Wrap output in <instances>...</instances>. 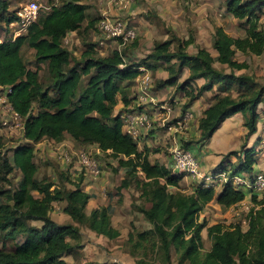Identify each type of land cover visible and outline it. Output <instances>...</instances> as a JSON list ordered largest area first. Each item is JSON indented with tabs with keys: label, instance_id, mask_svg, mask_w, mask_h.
I'll return each instance as SVG.
<instances>
[{
	"label": "trees",
	"instance_id": "obj_1",
	"mask_svg": "<svg viewBox=\"0 0 264 264\" xmlns=\"http://www.w3.org/2000/svg\"><path fill=\"white\" fill-rule=\"evenodd\" d=\"M18 8L10 11L9 0H0V32L10 31L8 26L17 20ZM226 10L236 20L245 22L246 35L235 38L218 27L212 40L217 57L207 48L190 54L188 48L194 44V37L188 40L174 37L157 43L150 54L136 63L127 62L126 48L98 57L95 44H87L77 60L64 39L81 30L88 20L87 6L80 0L52 5L48 11L40 12L25 35L0 43V87L23 121L26 141L13 150L11 158L0 157L4 181L16 169L22 175L16 188L0 191V232L8 240L21 238L12 251H0V264H67L65 257L76 248L71 242H79L81 232L77 226L60 225L51 218L55 204L62 201L66 203L64 212L77 224L87 226L99 236L119 237V231L112 226L110 207L95 209L87 215L92 196L82 188L84 175L76 172L67 177L74 186L71 190L38 178L35 145L46 138L62 143L66 137L85 147L96 146L117 161L116 170L126 171L118 193L134 182L142 190L141 198L151 206L141 211L152 229L130 234L131 240L137 238V248L157 236L158 242L152 243L157 244L166 261L171 260L174 251L181 261L190 264H264V194L251 197L253 206L246 213L245 229L233 223L207 227V222L200 218L208 204L215 201L223 208H231L246 199V189L226 184L218 192L215 187L197 184L192 193H183L184 175L152 163L147 149L140 151L139 142L124 133L120 114L114 113L119 95L129 106L128 93L141 67L155 71L162 66L169 77L159 80L158 88L177 87L187 98L185 108L205 93L213 92L199 122L200 138L193 143L209 141L221 124L237 113L244 115L248 134H255L264 86H259L251 76L236 74L246 68L236 60V54H264V30L260 27L264 0H226ZM94 23L89 21L87 28H93ZM25 46L35 51L38 63L47 64V86L40 81L37 70L27 67L22 57ZM216 63L231 72L217 68ZM186 70L187 78L179 83ZM199 80L204 82L197 87ZM235 85L246 87L247 91L234 98L230 91ZM186 149L190 150L188 145ZM259 155L255 148L242 147L228 153L220 166L226 158L237 157L234 168L221 169L253 177ZM172 188L176 191H171ZM33 222L42 225L33 226ZM205 228L212 239L207 252L203 251Z\"/></svg>",
	"mask_w": 264,
	"mask_h": 264
},
{
	"label": "rangeland",
	"instance_id": "obj_2",
	"mask_svg": "<svg viewBox=\"0 0 264 264\" xmlns=\"http://www.w3.org/2000/svg\"><path fill=\"white\" fill-rule=\"evenodd\" d=\"M27 1H37L42 5V11H48L52 5H61L67 0H55L53 2H48L47 0H9L10 11H15L21 4ZM82 1L88 9V20H94L95 23L93 28L90 29L87 26H83L81 30L69 37L70 42L66 46L77 60L80 59L87 44L98 45L100 35L97 30V24L106 8L104 0ZM142 1L144 0H136L133 4L132 9L138 7L133 11V13L136 11L135 15L130 14L132 9L113 11L114 15H118L127 21L128 25L135 28L138 32L136 43L134 42V44L126 48L125 58L130 63H136L144 59L152 47V40L153 43L158 41L156 37L147 39L139 33L136 20L140 18L138 13L140 11L139 8L142 7ZM244 26V21L236 20L232 15L228 14L226 0H172V27H165V29H172L170 38L176 37L180 40H188L190 37H194V44L188 48L190 54L197 53L199 48H207L214 57H217V52L212 46L216 29L222 27L230 36L238 38L246 35ZM260 27L264 30V13L260 16ZM0 38L11 40L13 38L11 29L7 33L1 31ZM106 43L108 45L107 48H103L98 53V57H107L117 48L110 41ZM140 43L142 50L138 52L136 48ZM134 50L138 53L133 52ZM22 57L29 69L39 72L40 81L47 86L49 83L47 64L38 63L35 58V51L28 46L23 48ZM236 60L246 65V68L243 70L236 71L237 75L245 74L251 76L259 86H264V54L257 56L250 53L237 52ZM215 66L227 73L231 72L229 68L219 63H216ZM157 75L155 78L154 76L152 77L153 94L154 91L156 92L160 89L157 86L158 81L164 80L165 77L169 76L164 70H160V73ZM187 76L188 72L186 70L179 78V83H182ZM195 85L198 87L199 84L196 83ZM162 89L165 90V88ZM246 91V87L241 89L235 85L231 89L230 94L234 98H238ZM132 93L133 89L131 90ZM210 93L205 95L207 101L210 100L208 98L209 95L211 97L213 95V92ZM2 95L3 92L0 89V98ZM131 97H133V94ZM168 98L171 99L172 96L168 95ZM258 109L262 116L261 118H264V101ZM21 123L22 120L13 119L10 114H7L6 108L0 105V157L11 158L13 150L19 145L26 143L23 137V129L18 127ZM187 145L189 143L183 142L185 148ZM168 148L170 146H167L166 149L161 148L159 144L153 145L157 161L173 172V165L171 162L169 163L171 155L169 156ZM84 150L88 151L99 162L102 171L99 178H86L82 185L83 190L92 196L86 208V213L89 215L95 209L110 207L112 226L119 231L120 235L116 239L99 236L87 226L79 225L73 221L64 212L66 205L64 201L56 203L51 211V218L60 225L72 224L77 226L81 232L79 242H71L76 245V248L66 257L67 264H190L188 261H181L174 251L171 252V260L166 261L163 252L158 251L157 244L152 243L153 240L158 242L157 236L151 242H143V247L137 248L135 246L137 238L134 237L131 240L130 234L152 229L147 217L141 211L148 210L151 205L141 198L142 190L135 182L129 188L123 189L118 193L117 188L122 184L124 178H126V171L124 169L116 170L118 166L117 161L110 155L100 152L96 146L85 147L76 143L70 137H66L62 143H56L49 138L42 140L35 145L34 153V161L39 169L38 178L45 182H53L57 187L67 188L68 190L73 189L72 180L66 179L70 174H75L78 171L76 154ZM258 150L260 154L264 151L260 148ZM61 153L69 154L71 160L66 162L60 159ZM234 167L235 164L228 165L229 169ZM62 175L65 177V180L62 179ZM21 176L20 171L17 169L5 181L2 179L3 174H0V191L4 192L16 188ZM188 185L189 182L183 184L182 190H185L183 193L190 194V187ZM171 191H176V189L172 188ZM200 219L202 222H207V227L217 223H233L242 225L244 229L246 228V212L241 206L231 212L230 208H223L214 203L202 212ZM31 225L41 227L42 224L33 222ZM202 237L203 251L207 252L212 246V239L208 236L207 228L203 230ZM20 242L21 238L16 241L8 240L5 238L4 233L0 232V251L4 249L12 251Z\"/></svg>",
	"mask_w": 264,
	"mask_h": 264
},
{
	"label": "built area",
	"instance_id": "obj_3",
	"mask_svg": "<svg viewBox=\"0 0 264 264\" xmlns=\"http://www.w3.org/2000/svg\"><path fill=\"white\" fill-rule=\"evenodd\" d=\"M105 9L101 19L97 24V30L100 40L97 45L98 53L103 48H107L110 41L117 47L116 50L122 52L129 47L138 37L135 28L130 27L124 19L118 15H114L113 11H126L133 7L136 0H104ZM45 8V7H44ZM42 5L37 1H27L21 4L16 12L17 20L8 26L11 29L12 39H16L21 35H25L29 26L38 20ZM115 16V17H114ZM69 35L64 39V44L69 45ZM3 39L0 38V43ZM153 81L152 75L147 68L141 67L140 74L135 80L136 98L134 104L120 113L124 133L139 141L143 133L148 132L154 126V116L162 118L161 126L173 137V145L171 147V163L173 165V173L188 176L197 184L204 187H223L231 184L236 188L253 189L258 193L264 194V173L256 174L253 177L245 173L231 174L230 170L219 169L215 173L204 174L201 170L199 159L191 150L186 149L179 140V135L183 134L190 127L193 120L191 110H186L180 119L172 120L171 113L174 106L179 104L178 100L167 101L164 104L159 103L152 91ZM2 90V88L0 87ZM7 92H10L7 90ZM0 105L6 108L7 114L11 115L15 120H22L12 105L8 102L6 93L0 98ZM167 112L168 115L163 116ZM163 116V117H162ZM5 124H7L5 122ZM18 127L23 129V121ZM98 148V147H97ZM99 149V148H98ZM260 149L264 150V137L260 144ZM100 151V150H99ZM101 152V151H100ZM60 159L69 162L71 156L67 153H61ZM77 174L84 175L85 179L92 177L97 179L102 171L99 162L92 157L88 151H80L76 154ZM246 213L252 208L242 205Z\"/></svg>",
	"mask_w": 264,
	"mask_h": 264
},
{
	"label": "crops",
	"instance_id": "obj_4",
	"mask_svg": "<svg viewBox=\"0 0 264 264\" xmlns=\"http://www.w3.org/2000/svg\"><path fill=\"white\" fill-rule=\"evenodd\" d=\"M80 1L82 4H85L82 0ZM141 3H142V7L139 8L140 11L138 13L140 18L136 20L139 33L142 34V36L146 37L147 39L156 37L158 40L155 41L154 43L152 40L151 42L152 47L149 49L148 52V54H150L157 43L165 42L167 40L172 39V37L170 38V34H172V29L170 30L165 29V27L166 28L172 27V0H144ZM137 8L136 7H134L133 9L131 8L132 10L130 11V14L135 15L136 11L135 13H133V11ZM89 21L90 20H87L83 26L84 27L88 26ZM141 46H142L141 43L137 46L136 50L138 49V52L142 50ZM136 50H134L133 52H137ZM160 70H164L162 66H160L155 71L148 69V71L151 73L152 77L154 76V78L158 76L157 74L160 73ZM165 72L168 73L167 71ZM168 77H165L164 80H166ZM203 82H204L203 80H199L196 83L199 84L198 86H201ZM132 89H133V93H132L133 97H131ZM132 89L128 93V98L130 100L129 106H126L122 101V95L118 96V104L114 112L115 114H120L124 112L134 104L136 98L135 85L132 87ZM208 94L211 93H205L202 97L195 100L190 107L185 108V104L187 103V98H185L183 92L178 91L176 88L166 87L165 90L159 89L156 92L154 91V96L161 104H164L167 101L168 102L173 100L179 101V104H176V106H174L173 111L170 115L173 120L180 119L181 115L188 109L192 111L193 120L190 124V127L187 129L186 132L179 135V140L182 145L183 142L190 143L200 138L199 122L204 114L205 109L210 104V100L207 101L206 100L207 97H205V95ZM168 95L172 96V98L169 99ZM208 98L211 99V96L209 95ZM164 114L168 115V113L165 111L163 113V116ZM154 117H155L154 119L155 121L153 128L148 132L143 133V136L138 141L139 149L140 151H144L147 149L149 153L150 161L152 163L161 164L159 161H157L156 156L154 155L153 145L159 144L161 148H166V149L167 146H170V148H168L169 156H170L171 147L173 145V140H172L173 137H171L170 134L161 126L162 118L160 116L158 117L154 116ZM261 117L262 116L260 114V120L257 124V131L255 134L252 135L248 134V129L245 126L244 115L242 113H237L236 115L226 119L209 141L204 142L202 144H197L196 142L195 143L192 142V144L188 145V148L199 159L202 172L207 175L210 173H215L217 170L221 168L229 169L228 165L236 164L238 159L237 157L226 158L224 160L225 163L222 166H220L222 164L224 157L232 151H239L242 147H246L247 149L255 148L256 151L259 152L258 149L260 148L259 146L264 137V118ZM170 162H171V156L169 158V163ZM257 173H264V151L262 152V154L258 156V163L254 167L253 174H257ZM185 182H189L188 187H190V193H192L197 183L192 181L190 177L183 176L181 180L182 188ZM222 188L223 187H218L216 188V190L220 192ZM181 191L185 192V190L182 189ZM246 191H247L246 199L240 204L231 207L230 208L231 212L242 205H247L252 207L253 204L251 201V197L254 194L263 195L262 193H258L253 189H246ZM214 203L220 206L217 202L214 201L208 204L206 208Z\"/></svg>",
	"mask_w": 264,
	"mask_h": 264
}]
</instances>
